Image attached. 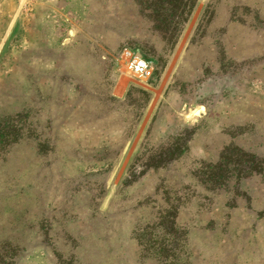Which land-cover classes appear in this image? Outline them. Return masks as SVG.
<instances>
[{"label":"rangeland","instance_id":"obj_1","mask_svg":"<svg viewBox=\"0 0 264 264\" xmlns=\"http://www.w3.org/2000/svg\"><path fill=\"white\" fill-rule=\"evenodd\" d=\"M188 4L0 0V264H264V0Z\"/></svg>","mask_w":264,"mask_h":264},{"label":"built area","instance_id":"obj_2","mask_svg":"<svg viewBox=\"0 0 264 264\" xmlns=\"http://www.w3.org/2000/svg\"><path fill=\"white\" fill-rule=\"evenodd\" d=\"M122 56L124 57L125 64L130 73L144 78H148L152 75L153 67L151 60L127 49L122 52Z\"/></svg>","mask_w":264,"mask_h":264},{"label":"trees","instance_id":"obj_3","mask_svg":"<svg viewBox=\"0 0 264 264\" xmlns=\"http://www.w3.org/2000/svg\"><path fill=\"white\" fill-rule=\"evenodd\" d=\"M160 1H161L162 5H164V8L163 9L165 11V16H163V20L169 21V24L171 23V21L174 18V15H175V12L173 11V8H171V7L169 8L168 7L170 4L173 5V2L176 1V3L178 4V6L180 5L184 10L187 7H191L188 4L189 3V0H160ZM190 3H192V1H190ZM165 5H166V7H165ZM183 9H182V11H183ZM167 29H169V27ZM175 29H177V26L176 25L169 29V31L171 33V37H173V36L175 37V34H176L175 33ZM149 165H150V163H149ZM151 165L156 166L155 164H151ZM165 257L168 258L167 255Z\"/></svg>","mask_w":264,"mask_h":264}]
</instances>
